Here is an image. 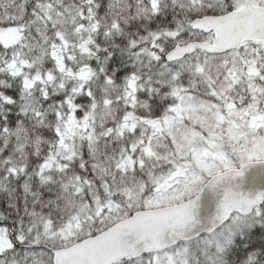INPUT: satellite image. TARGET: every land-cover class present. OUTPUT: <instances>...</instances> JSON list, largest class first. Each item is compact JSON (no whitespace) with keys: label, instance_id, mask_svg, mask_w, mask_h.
<instances>
[{"label":"snow or ice","instance_id":"snow-or-ice-1","mask_svg":"<svg viewBox=\"0 0 264 264\" xmlns=\"http://www.w3.org/2000/svg\"><path fill=\"white\" fill-rule=\"evenodd\" d=\"M0 264H264V0H0Z\"/></svg>","mask_w":264,"mask_h":264}]
</instances>
